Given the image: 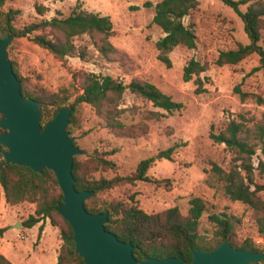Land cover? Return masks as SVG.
Wrapping results in <instances>:
<instances>
[{
    "label": "rangeland",
    "instance_id": "374dc122",
    "mask_svg": "<svg viewBox=\"0 0 264 264\" xmlns=\"http://www.w3.org/2000/svg\"><path fill=\"white\" fill-rule=\"evenodd\" d=\"M158 0H7L0 8L4 14L9 9L18 10L13 23L22 27L33 20L63 17L80 4L82 8L108 15L113 32L109 37L116 48L110 59L102 56L87 35L75 39L77 46L85 47L83 58L74 54L65 63L53 57L46 49L27 37H14L7 47L8 58L16 61L17 70L30 85L49 91L70 87L74 71L110 75L127 85L117 103V117L126 127V133L117 135L105 126L90 105L78 107V122L73 136L76 145L85 150L78 155L85 158L94 151L108 153L115 163L114 169L102 171L106 178L132 173L140 160L151 158L147 175L151 181L120 183L105 190L100 199L129 200L134 195L138 206L147 213H155L177 206L182 214L189 208V199L201 197L206 210L200 218L198 233L206 239L213 235L214 224L210 215L226 213L234 222L237 243L248 242L264 248V234L260 233L254 211L241 201L231 200L224 194L221 182L211 171L213 163L227 169L232 153L223 143L214 142L209 134L218 133L231 118H243L248 123H264V103L254 97L245 100L235 91L255 93L264 99V66L253 53L237 64L218 66L214 63L220 50L247 44L250 39L238 14L220 0H199L197 8L184 18L196 35V46L175 47L170 53L171 67L157 58L156 40L163 35L152 22L154 9L145 3ZM38 7H44L40 13ZM247 4L239 6L244 11ZM190 58L208 64L200 74L203 91L195 92L194 79L184 81L182 72ZM132 81H147L157 86L182 107L167 112L134 93ZM78 85V82L76 83ZM71 96L75 90L70 89ZM172 148L170 157L165 151ZM114 152L110 153V151ZM110 153V154H109ZM260 157L259 152L257 153ZM254 163L258 158L254 156ZM95 177L100 174L94 173ZM157 184L155 180H166ZM258 183L264 184V174L256 172ZM264 200V190L258 193ZM35 205L22 202L9 205L0 186V252L14 264H55L60 245L59 229L45 220L38 236L37 223L32 228H14L33 213ZM264 264V263H262Z\"/></svg>",
    "mask_w": 264,
    "mask_h": 264
},
{
    "label": "trees",
    "instance_id": "16d2710c",
    "mask_svg": "<svg viewBox=\"0 0 264 264\" xmlns=\"http://www.w3.org/2000/svg\"><path fill=\"white\" fill-rule=\"evenodd\" d=\"M6 1L0 0V8ZM220 1L230 6L241 18L250 42L243 44L238 41L234 47L220 50L214 63L218 66L237 64L255 53L258 55L260 66H264V0ZM198 4L199 0H158L153 4L145 3L146 6L153 7L152 22L163 32V35L156 40L155 46L158 51L157 58L166 67H171L169 53L175 47L194 48L196 46L194 30L190 24L184 23V18L189 16ZM243 4H247V7L241 11L239 6ZM37 9L42 13L44 7L37 6ZM17 14L16 9H9L4 14L0 10V38L9 34H13L16 38L27 37L63 63L74 54L84 57L85 47L77 46L75 43V39L82 35H87L96 50L106 59H110L117 52L109 40L113 32L110 17L88 11L80 4H77L66 16L36 19L22 27H16L13 23ZM10 61L20 81L23 96L33 98L39 103L42 125L53 119L60 108L67 106L72 109L67 126L69 135H72L78 122V107L86 103L104 120L105 126L112 132L117 135L126 133V127L118 119L116 111L117 103L126 87L121 81L110 75L74 71L72 73L74 83L70 87L49 91L38 85H30L28 79L19 74L16 61L12 59ZM207 69V63L190 58L183 67L182 78L184 81H189L196 76L195 92L200 93L203 91L200 74ZM76 81L78 85L75 84ZM72 88L75 90V96L68 102ZM131 89L140 97L150 101L153 106L169 113L182 107L180 102L174 101L150 82L132 81ZM234 89L239 93L241 100L254 97L258 104L264 103V99L258 94L241 91L238 86ZM209 136L214 142L223 143L232 153L227 169L213 163L211 171L221 182L224 194L231 200L241 201L252 208L258 230L264 234V200L258 194L264 190V184L256 180V172L260 175L264 174V123L250 124L243 118H231L222 130L218 133L210 132ZM74 144H76L75 140ZM1 149L0 145V186L5 201L11 206L25 201L35 205L33 213L21 221L22 228H31L40 223L38 226V236H40L44 229V222L48 219L50 225L59 229L62 241L55 264H86L75 251L70 224L56 210L63 195L53 171L45 168L42 172H37L27 166L7 163ZM171 150L172 148L165 151L167 158L170 157ZM112 152L114 150L110 151ZM105 154L108 153L94 151L85 158L73 156L74 187L77 191L92 192L84 201L86 210L92 213L106 211L108 217L105 228L114 233L119 240L130 241L133 245V255L137 259L181 256L190 262L192 248L211 250L223 240H227L236 248H252L254 251L264 252V248H258L246 241L237 243L234 222L226 213L210 215L211 222L214 224L210 239L200 235L198 233L200 218L206 210V204L198 196L189 199L186 214H182L177 206L147 213L138 206L134 195H130L128 201L100 199L99 195L116 184H134L139 180L151 181L147 175L151 158L140 160L136 169L128 175L116 174L111 178L102 176V171L115 168L114 161L108 159ZM254 156L258 158L256 164ZM97 172L100 175L95 177L93 174ZM155 182L161 184L167 182V179L155 180ZM5 229L6 227L0 228V236ZM262 263L264 262L253 264ZM0 264L14 263L0 252Z\"/></svg>",
    "mask_w": 264,
    "mask_h": 264
},
{
    "label": "water",
    "instance_id": "95a60500",
    "mask_svg": "<svg viewBox=\"0 0 264 264\" xmlns=\"http://www.w3.org/2000/svg\"><path fill=\"white\" fill-rule=\"evenodd\" d=\"M14 38L9 34L0 38V145L7 163L27 166L42 172L53 171L62 192V201L56 206L59 214L68 221L73 231L75 251L86 264H253L264 262V252L252 248H236L227 240L211 250L192 248V259L181 256L164 258L133 255V245L124 242L105 228L108 213H92L84 201L92 192L77 191L72 174L73 156L85 153L74 144L67 126L72 112L64 106L53 119L41 124L39 103L23 96L20 81L8 58L7 47ZM127 86V85H126ZM14 228H21L16 221Z\"/></svg>",
    "mask_w": 264,
    "mask_h": 264
},
{
    "label": "crops",
    "instance_id": "0c3cea01",
    "mask_svg": "<svg viewBox=\"0 0 264 264\" xmlns=\"http://www.w3.org/2000/svg\"><path fill=\"white\" fill-rule=\"evenodd\" d=\"M31 228H32V227H31ZM24 229H29V228H23V230H24Z\"/></svg>",
    "mask_w": 264,
    "mask_h": 264
}]
</instances>
